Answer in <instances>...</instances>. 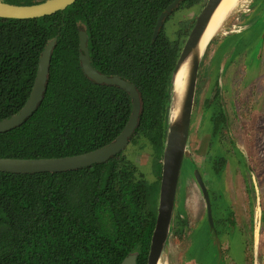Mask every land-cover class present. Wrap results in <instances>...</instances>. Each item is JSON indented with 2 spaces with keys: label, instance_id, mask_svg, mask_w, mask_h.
Masks as SVG:
<instances>
[{
  "label": "trees",
  "instance_id": "trees-1",
  "mask_svg": "<svg viewBox=\"0 0 264 264\" xmlns=\"http://www.w3.org/2000/svg\"><path fill=\"white\" fill-rule=\"evenodd\" d=\"M170 1L75 0L51 15L0 18V119L23 106L39 55L56 37L43 99L21 125L0 132V157L80 154L110 142L125 126L129 95L95 83L80 66L78 33L84 29L91 64L137 87L142 111L134 135L150 140L158 160L156 178L135 180L132 189L119 155L62 172L0 171V264H120L132 251L138 252L136 264H146L169 83L182 46L162 30L152 39L156 18Z\"/></svg>",
  "mask_w": 264,
  "mask_h": 264
},
{
  "label": "rangeland",
  "instance_id": "rangeland-1",
  "mask_svg": "<svg viewBox=\"0 0 264 264\" xmlns=\"http://www.w3.org/2000/svg\"><path fill=\"white\" fill-rule=\"evenodd\" d=\"M250 1L246 0L243 6L239 5L240 11L237 13L242 15L240 22L245 21L246 28L243 32L240 35L222 37L224 36L222 33L228 30L232 23L233 16H229L212 38L210 47L201 58L187 144L192 162L198 170L203 171V181L210 195L214 224L220 218L228 219L229 212L232 214L230 221L234 225L226 222L228 226H223L224 236L219 237L223 255L220 264H264V246L258 235L264 219V137L254 135V139L252 136L250 140L252 145L254 143L252 153L255 162L250 158L248 144L246 158L249 165L248 172L239 165V162L242 163V158L235 151L234 144L224 142L222 145L218 138L210 137L209 117L214 106L209 110L205 109L208 104L206 98L218 82L221 90L219 101L227 116L228 135L238 146H243L241 143L244 138V129L248 128V125L249 128L255 123L260 127L264 125V113L260 115L261 108L264 111V100L261 101L260 98L255 100L257 91L264 96L262 65L264 61V0H253V5L258 9L255 8L248 14V11L243 12V10ZM246 13L248 17L245 19ZM194 15L193 7L176 10L165 25L164 31L167 36L173 39L181 24L183 25L184 21L191 23L195 18ZM244 103L248 106L249 116L242 114L245 112ZM241 107L243 112L240 110ZM211 140H213L212 145L209 146ZM219 151L227 158L238 160V162L232 161L235 162L238 173L234 171L235 174L227 175L226 173L225 175L224 172L227 171L225 164L223 172L225 177L214 174L212 167L214 159L207 161L206 159L208 154L214 157ZM242 151L244 152L243 149ZM124 154L139 166L149 181L156 178L150 168L151 157L148 149H143L137 143H131ZM127 170L130 171L128 177L133 179L137 170L133 171L132 166L127 167ZM258 212H261V217L263 216L262 221L259 219ZM204 214L205 206L201 192L187 167V160H184L175 193L171 235L162 253V261L160 259L162 264H213L215 262L216 253L211 243V234L206 220H203ZM177 219H180L184 225H178L177 228L174 225ZM253 241L256 244V251L252 254L250 250Z\"/></svg>",
  "mask_w": 264,
  "mask_h": 264
},
{
  "label": "water",
  "instance_id": "water-1",
  "mask_svg": "<svg viewBox=\"0 0 264 264\" xmlns=\"http://www.w3.org/2000/svg\"><path fill=\"white\" fill-rule=\"evenodd\" d=\"M75 0H43L29 5H15L0 1V16L9 18H36L61 11ZM173 0L159 15L154 26L152 39L159 32L164 17L179 3ZM221 0H204V6L195 24L186 37L180 50L175 66L172 70L166 113V130L161 160V176L159 181L157 212L154 227L150 237L146 264L161 263L160 259L171 235V222L174 211L175 193L178 185L181 166L187 160V167L195 180L204 201L205 214L208 230L211 234V243L216 253L213 264H220L223 259L220 240L215 229L212 216L210 195L202 179L199 170L192 162L187 144L189 140L190 123L198 78L199 64L205 52L201 51V37L206 26ZM258 9V8H257ZM87 35L84 29L79 30V59L84 75L97 84L117 86L124 90L131 100V111L128 120L120 133L110 142L87 152L42 158H9L0 157V171L11 173H37V172H62L75 170L107 161L122 150L132 138L139 124L142 111L140 93L131 81L119 75H107L97 70L90 61ZM56 37L50 38L42 49L36 69V75L23 106L9 117L0 119V132H4L21 125L37 109L41 103L47 84L50 57L55 45ZM185 65L186 76L182 96L178 100L177 110L172 114L175 107L174 78L177 72ZM138 252L128 253L120 264H136Z\"/></svg>",
  "mask_w": 264,
  "mask_h": 264
},
{
  "label": "flooded vegetation",
  "instance_id": "flooded-vegetation-1",
  "mask_svg": "<svg viewBox=\"0 0 264 264\" xmlns=\"http://www.w3.org/2000/svg\"><path fill=\"white\" fill-rule=\"evenodd\" d=\"M0 1L5 2V3H9V4H15V5H29L28 3H23V2L12 3V2H9L8 0H0ZM244 1H246V0H244ZM244 1L242 0L239 3V5L243 6L244 5L243 4ZM171 2H173V0L168 2L163 7V9L159 12V14H158V16L156 18L155 24L157 22V19H158L159 15L166 9V7ZM253 3H254V1L251 0L250 4L249 3H248V5L246 4L247 5L246 9H244L243 12L248 11V14H250V13H252V11H254L255 8L257 9V7H255L253 5ZM31 4H34V3H31ZM239 5L229 15V16H233V20H232L231 25H229L230 27L228 28V30H226V31H224L222 33V35H224L222 37L229 36V35H240L241 32H243V30L246 28L245 21H244V23L240 22V18H242V15H237V13H239V11H240V6ZM203 6H204V0H199V1L195 2V3H193V4H188V3L185 2V0H180L179 3L164 17V19L162 21V25H161V27L159 29V32L162 30L164 32V34L167 36V34L164 31L165 30V25L169 21V18L173 15V13L176 10H179V9H183L184 10V9H188V8H192L193 7L195 9V15H194L195 18L193 19V21L191 23H186L184 21L183 25L181 24L179 29L176 31L175 36H174L173 39H171V38H169V36H167L170 40H175V39L179 40L180 39L182 41V46H183V44H184V42L186 40V37L189 34V32L192 29V27L194 26L196 18L198 17V14L202 10ZM248 14L246 13L244 15L245 19L248 17ZM0 18L11 19L9 17H1V16H0ZM14 19H16V18H14ZM22 19H26V18H22ZM153 30H154V28H153ZM159 32H158V34H159ZM158 34L156 35L155 39L157 38ZM86 35H87V33H86ZM152 35H153V33H152ZM211 40L208 42L207 47L205 48V51H207V49L210 47ZM86 43H87V41H86ZM182 46H181V48H182ZM87 47H88V43H87ZM78 50H79V35H78ZM88 53H89V48H88ZM78 54H79V51H78ZM89 58H90V53H89ZM90 61H91V58H90ZM79 63H80V59H79ZM230 63H232V62H230ZM262 65L264 67V61H262ZM80 66H81V64H80ZM229 66H230V64H229ZM255 86H257V85H255ZM258 87L259 86H257V88ZM220 94H221V90L219 89L218 82H217V85L215 86V88L211 89L210 94L206 98L208 104L206 105L205 109L209 110V108L214 106L213 110H211L212 113L210 114V117H209V122H210V125H211V135H210V137H212V139L213 138H218L222 145L224 144V142H227V143H229L231 145L234 144L233 147H234L235 151L238 152L240 154L241 158H242V163L239 162L240 163L239 165H241L242 168H245L246 171L249 172V165L247 164V161H246L247 160L246 158L248 156V144L250 146V152H251V157L250 158L252 159L253 162H255V159H254L253 153H252V149H253L252 147H253L254 143L252 145L250 140H251L252 136H253V139H254V135H256V136L258 135V136L264 137V125H262V127H260V126H257V124L255 123L254 125L250 126L251 129L249 128V125H248V128L246 127L244 129V138H243V142L241 143V144H243V146L242 147L238 146L237 143H235L233 141V139L230 137V135H228L229 133H228V129H227V116H226L224 110L222 109V106H221L220 101H219ZM258 98H260L261 101L264 100V96H261L260 94H258V91H257V94L255 95V100H258ZM263 105H264V101H263ZM244 107H245L244 108L245 112L242 111V107L240 108V110L243 112L242 113L243 116H246L248 114V106L244 103ZM263 108H264V106H263ZM261 113H264L262 108L260 110V115H261ZM249 115H250V113L248 114V116ZM253 129H256V130H253ZM226 135H227V140H225ZM224 136H225V138H224ZM142 139L145 140V141H143ZM212 141L213 140H211L209 142V144H208L209 146L212 145ZM131 143H137L143 149H148L149 150V154H150V157H151L150 168H151L152 173H154L155 176L157 175L156 163L158 162V160L156 159V156H155L154 145L150 142V140L145 138L142 133H137L134 136H132V138L128 141L127 145L122 150H120V152H118L116 155L113 156V157H116L117 155H119L121 157L122 161L124 162V166H125L124 171L126 173V180L129 181V186L132 189L133 186L136 184V182H134L135 180H139V181L146 180L148 183H150V181L146 178V176L144 175L142 170L139 168V166L134 164V162L131 161V159H129L128 157L125 156L124 151L127 149V147ZM242 149L244 150V152L242 151ZM112 158H110V159H112ZM212 158L214 159L213 163H212V167L214 169L213 172H214L215 175H217V176L219 175V177L224 175L223 172H224V169H225V164H226V169H227V171L224 172L225 175H226V173L228 175V173L232 174V173H234V171L237 172V168H236L235 162H238V160H234L233 158L225 157L224 155H222L221 151H219V153H217L216 156H214V157H212L211 154H208V158L206 159V161L209 160V159H212ZM110 159H108V160H110ZM161 160H162V155H161V158L159 160L160 164H161ZM107 161H105V162H107ZM232 161H235V162L233 163ZM105 162H102V163H105ZM130 166L133 167V171L137 170L135 172V176H134L133 179H130L128 177L130 175V171L127 170V167H130ZM199 171H200L202 179H203V171H201V170H199ZM225 175H224V177H225ZM160 176H161V168H160L159 181H160ZM258 213H259V219L262 221L263 216L261 217V212H258ZM230 215H232V214H230V212H229L228 219H226V218L221 219L220 218V220L216 221V224H215L216 227H217L216 231H217V234H218L219 237L224 236V232L225 231H224L223 226L227 225L226 222L234 225V223H232L230 221L231 220ZM224 220H225V222H224ZM174 225L178 228V225L180 226V225H184V224H183V222L180 219H177L176 222L174 223ZM248 235H249V231H248ZM258 235H259L260 242L262 240V243H263V246H264V236H263L264 235V219L262 221V228H261L260 233ZM250 237H252L251 234H250ZM251 246H252V249L250 251L253 254L254 251H256V244H255L254 241H253V244L251 243ZM223 250L226 251V249H224V247H223ZM244 254H245V251H244ZM245 259H246V256H245Z\"/></svg>",
  "mask_w": 264,
  "mask_h": 264
},
{
  "label": "bare ground",
  "instance_id": "bare-ground-1",
  "mask_svg": "<svg viewBox=\"0 0 264 264\" xmlns=\"http://www.w3.org/2000/svg\"><path fill=\"white\" fill-rule=\"evenodd\" d=\"M242 0H221L216 9L214 10L206 29L204 30L202 37H201V51L204 47H207L208 42L218 33L221 29L223 22L226 18L234 11L239 3ZM185 76H186V67L185 65L177 72L174 78V87H175V107L172 110V114L175 113V109L177 110L178 107V100L182 96L184 84H185ZM165 260V259H164ZM162 261V259H161ZM166 262V261H165ZM158 264H162L158 262ZM165 264V263H164Z\"/></svg>",
  "mask_w": 264,
  "mask_h": 264
}]
</instances>
